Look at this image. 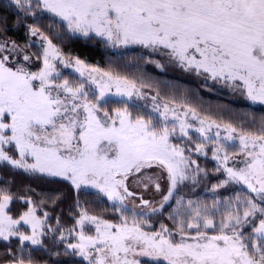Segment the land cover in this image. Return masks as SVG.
Returning a JSON list of instances; mask_svg holds the SVG:
<instances>
[{"label": "snow or ice", "instance_id": "1", "mask_svg": "<svg viewBox=\"0 0 264 264\" xmlns=\"http://www.w3.org/2000/svg\"><path fill=\"white\" fill-rule=\"evenodd\" d=\"M0 264H264V0H0Z\"/></svg>", "mask_w": 264, "mask_h": 264}, {"label": "trees", "instance_id": "2", "mask_svg": "<svg viewBox=\"0 0 264 264\" xmlns=\"http://www.w3.org/2000/svg\"><path fill=\"white\" fill-rule=\"evenodd\" d=\"M177 77L175 76H169V79H176ZM181 83H189L188 81L186 80H181ZM206 100H210L212 101L213 103L217 102V100L219 99L220 102H223V103H228L229 100L227 99V97H220V98H217L216 96H206L205 97ZM211 167V164L209 165ZM214 182V181H213ZM200 197L201 198H207L209 199V201L211 200V193H207L205 191H201L200 189L197 190ZM230 193H225V195H228Z\"/></svg>", "mask_w": 264, "mask_h": 264}]
</instances>
